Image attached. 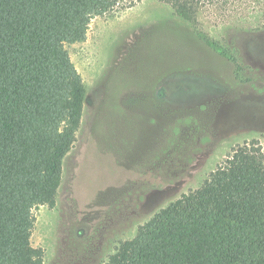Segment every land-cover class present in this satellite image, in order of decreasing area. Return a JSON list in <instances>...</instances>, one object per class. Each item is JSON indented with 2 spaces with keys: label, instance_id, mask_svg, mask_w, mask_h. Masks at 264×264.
Returning <instances> with one entry per match:
<instances>
[{
  "label": "rangeland",
  "instance_id": "rangeland-1",
  "mask_svg": "<svg viewBox=\"0 0 264 264\" xmlns=\"http://www.w3.org/2000/svg\"><path fill=\"white\" fill-rule=\"evenodd\" d=\"M130 1L65 45L84 105L55 204L33 210L41 264H105L232 147L264 140V0L244 18L201 13L195 24L157 0Z\"/></svg>",
  "mask_w": 264,
  "mask_h": 264
},
{
  "label": "trees",
  "instance_id": "trees-1",
  "mask_svg": "<svg viewBox=\"0 0 264 264\" xmlns=\"http://www.w3.org/2000/svg\"><path fill=\"white\" fill-rule=\"evenodd\" d=\"M121 1L0 0V264L43 261L30 241L33 210L55 204L84 105L65 45L84 40L90 19ZM157 1L194 24L201 13L244 18L259 2ZM105 264H264V140L232 147L198 187L119 241Z\"/></svg>",
  "mask_w": 264,
  "mask_h": 264
}]
</instances>
